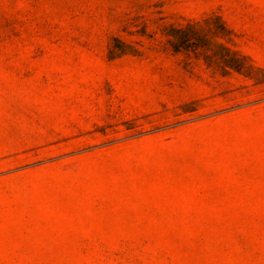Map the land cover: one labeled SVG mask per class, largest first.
I'll list each match as a JSON object with an SVG mask.
<instances>
[{
    "label": "rangeland",
    "instance_id": "374dc122",
    "mask_svg": "<svg viewBox=\"0 0 264 264\" xmlns=\"http://www.w3.org/2000/svg\"><path fill=\"white\" fill-rule=\"evenodd\" d=\"M0 264H264V0H0Z\"/></svg>",
    "mask_w": 264,
    "mask_h": 264
},
{
    "label": "trees",
    "instance_id": "16d2710c",
    "mask_svg": "<svg viewBox=\"0 0 264 264\" xmlns=\"http://www.w3.org/2000/svg\"><path fill=\"white\" fill-rule=\"evenodd\" d=\"M168 43L175 53H184L201 60L207 68L223 76L232 72L250 79L259 78L261 71L240 51L235 49L233 33L218 15L191 21L167 29ZM127 45L109 48V58L129 53Z\"/></svg>",
    "mask_w": 264,
    "mask_h": 264
}]
</instances>
